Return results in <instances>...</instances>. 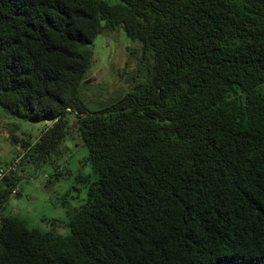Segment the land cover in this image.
<instances>
[{"label":"trees","instance_id":"obj_1","mask_svg":"<svg viewBox=\"0 0 264 264\" xmlns=\"http://www.w3.org/2000/svg\"><path fill=\"white\" fill-rule=\"evenodd\" d=\"M120 30L142 80L90 111L95 42ZM0 108L21 149L0 264H264V0H0ZM74 146L91 175L67 235L3 214L24 166Z\"/></svg>","mask_w":264,"mask_h":264},{"label":"rangeland","instance_id":"obj_2","mask_svg":"<svg viewBox=\"0 0 264 264\" xmlns=\"http://www.w3.org/2000/svg\"><path fill=\"white\" fill-rule=\"evenodd\" d=\"M94 50V61L87 80L90 83L85 84V81L84 87L79 88L80 97L90 111L129 94L137 81L142 80L135 77L143 71L135 43L122 30L100 36ZM11 121L15 122L4 117L0 108V170L7 168L6 163L9 162L16 167L19 161L21 149L9 137ZM24 124V131H30L34 137L45 127L42 124ZM67 145L72 148L70 143ZM74 147L68 155H65L64 148L58 154L57 158L65 167L60 170L45 165L35 176L31 165L24 166V180L19 182L18 187L21 196H13L3 214L26 220L41 230L67 235L70 230L66 225L70 221L71 212L79 208L87 193L85 183L78 177L91 175V164L86 163L87 152L83 147ZM60 172L66 173L62 176Z\"/></svg>","mask_w":264,"mask_h":264},{"label":"built area","instance_id":"obj_3","mask_svg":"<svg viewBox=\"0 0 264 264\" xmlns=\"http://www.w3.org/2000/svg\"><path fill=\"white\" fill-rule=\"evenodd\" d=\"M3 175H4L3 173H0V177H3Z\"/></svg>","mask_w":264,"mask_h":264},{"label":"water","instance_id":"obj_4","mask_svg":"<svg viewBox=\"0 0 264 264\" xmlns=\"http://www.w3.org/2000/svg\"><path fill=\"white\" fill-rule=\"evenodd\" d=\"M88 83H90V82H89V81H86V82H85V84H88Z\"/></svg>","mask_w":264,"mask_h":264}]
</instances>
